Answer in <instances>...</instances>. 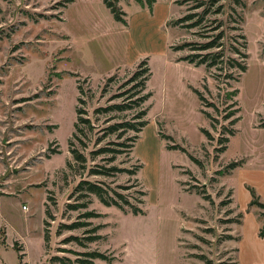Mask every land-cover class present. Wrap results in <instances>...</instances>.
I'll list each match as a JSON object with an SVG mask.
<instances>
[{"label":"rangeland","instance_id":"1","mask_svg":"<svg viewBox=\"0 0 264 264\" xmlns=\"http://www.w3.org/2000/svg\"><path fill=\"white\" fill-rule=\"evenodd\" d=\"M110 1L126 24L103 0H0V264H60L50 261L54 255L80 264L89 251L113 255L110 264H264V0H155L152 8ZM186 15L192 18L176 23ZM218 36L220 47L197 52L222 49L239 59L232 50L246 41L244 71L226 79V57L208 71L179 60L195 52L185 44ZM144 58L148 123L130 160L121 154L114 161L140 164L141 186L126 172L88 175L69 152L76 111L86 110L97 126L85 140L88 157L95 132L113 121V113L94 109L113 102ZM234 107L231 125L223 116ZM220 136L228 141L217 152ZM103 158L88 157L87 168L106 164ZM81 178L104 182L143 213L91 195L86 209L98 215L88 220L102 238L80 244L74 237L83 239L85 227L62 228L85 221L84 208L66 207L81 201L74 192Z\"/></svg>","mask_w":264,"mask_h":264},{"label":"trees","instance_id":"2","mask_svg":"<svg viewBox=\"0 0 264 264\" xmlns=\"http://www.w3.org/2000/svg\"><path fill=\"white\" fill-rule=\"evenodd\" d=\"M69 1V0H68ZM136 3L140 5H146L148 8H152V5L154 4L155 0H134ZM103 3L105 6L109 9L110 13L113 16V19L115 21H118L120 23L126 24L125 21V12L117 5L116 1H110V0H103ZM191 15L183 16L182 18L177 19L176 23H182L188 19H191ZM187 27L189 24H187ZM195 25V24H194ZM245 40V36H241ZM219 36L215 39H212L208 42H205L203 44H197V43H189L185 44L186 47L190 51H195L190 54H187L186 56L180 57L179 60L186 61L190 64H193L194 66H200L203 65L205 69L208 71L211 68L218 67V61L221 63L223 62V59L226 57L224 55V51L221 49L218 52H208L206 54L201 55L200 52L197 51H203L207 49H213L216 47H220L221 44L218 42ZM246 41L242 43V50L238 48H233L232 53L234 55H238V58H235L234 56H227V69L230 71L226 75H224V78L229 79L232 77V71L238 70V72L245 70V62L244 59L246 57V53L244 52V49L246 47L245 44ZM174 50L180 49V48H173ZM151 76L150 67L148 65L147 58H144L140 60V62L137 64L134 71L131 73V75L125 79L119 86L118 91L116 94L113 95L112 99L113 102L105 105V106H99L94 109V114H104V113H113V121L109 124L103 126L102 128H99L97 132H95V138L93 140V148L88 151V157L91 160H94L98 156H105L106 158V164H93L92 166H89L87 168V155L84 153V150L87 148L86 141H90L91 136L93 135V131L97 129L96 124L91 120L86 110L83 108H80L76 111V120L73 124L74 130L72 132L71 139L68 142L69 145V152L71 154L72 160L80 166L82 170H86L88 175H100V176H114L122 172H126L128 174V177H133V185L134 187L141 186L136 177L138 170L140 169V164H134L131 169L120 167L117 164L114 163L117 156L124 154L127 157V160H130V153L132 152V148L135 145V142L137 141L139 137V132L143 129V127L148 123L146 119V114L148 111L149 106L146 105L147 100L151 96V92L147 89V82ZM212 76L216 81H220L221 74L217 72H213ZM78 91L80 94H82V89L80 86H77ZM236 89L232 92L234 95L236 93ZM196 93L198 95V98L203 100V95L200 91L196 90ZM80 97L77 98L78 101H80ZM234 105H236L235 101L233 102ZM202 113L208 117V114H206L203 110H201ZM239 111L238 107H234L233 111L226 113L223 117L224 119H231V125L234 124V122L237 120L238 116L236 113ZM110 121V120H108ZM211 126L214 127L213 122L211 121ZM201 132H203L205 135L207 133V130L204 128H201ZM224 133V132H221ZM228 134L233 133V128H229ZM99 134V135H98ZM208 135V134H207ZM109 136H113L114 138L111 140H108L104 144L101 145L102 141ZM213 139V138H212ZM76 141L81 148L77 147L75 142ZM217 144L220 145L217 148V152H221L225 149V143L228 141V137H218L216 139ZM169 148H174L173 146H169ZM70 164V162H68ZM228 168H231L228 167ZM122 187V186H118ZM138 193H140L142 196L145 195L144 190L137 189ZM74 192L78 193L77 200H81L80 202L76 203H70L67 204L66 207L70 210H76L77 208L81 207L84 208L85 211L80 214V218H85V221L81 222H73L71 224H65L63 225L64 228H77V227H85L84 230V236L83 239H79L77 237H74L75 240H78L80 244L85 245L84 243H92L97 241L98 239H101L102 236L98 233V230L100 228V225H92V223L88 220L91 217H95L98 214L94 212L93 210H87L89 203L91 202L90 196L94 195L97 197V199L104 204L105 206L114 205L118 207L121 210H125L128 208L130 212L134 215L142 214L143 210L140 206H134L131 203L128 202V200L125 198L123 194L120 192H117L116 190H113L110 186L105 184L104 182L99 181H90L85 178H81L76 186L74 187ZM200 195L204 199H209V196L204 193V191H198ZM143 201L140 200V203ZM45 216L53 219V215L48 210V208L45 209ZM43 223L45 226L49 225V222L46 219L43 220ZM47 228V227H46ZM44 229L43 232V240L45 245L47 246V243L49 241V234L48 229ZM264 232L261 230L259 232L260 236H263ZM84 240V242L82 241ZM20 250V249H18ZM23 253L19 254L20 258L22 257ZM83 255L85 256L84 259L79 260L80 264H95V260H102L106 263L110 264L112 261H114V256L111 254H106L105 252H99V251H89V252H83ZM50 261L52 263H60V264H73L70 263V261L67 258L59 257L57 255H54L50 258Z\"/></svg>","mask_w":264,"mask_h":264}]
</instances>
